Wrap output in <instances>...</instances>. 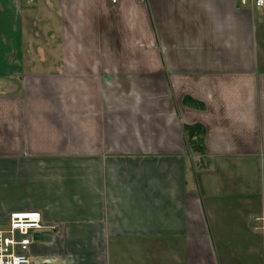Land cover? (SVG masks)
<instances>
[{
    "label": "crops",
    "instance_id": "1",
    "mask_svg": "<svg viewBox=\"0 0 264 264\" xmlns=\"http://www.w3.org/2000/svg\"><path fill=\"white\" fill-rule=\"evenodd\" d=\"M15 211L42 264H264V6L0 0V228Z\"/></svg>",
    "mask_w": 264,
    "mask_h": 264
},
{
    "label": "built area",
    "instance_id": "2",
    "mask_svg": "<svg viewBox=\"0 0 264 264\" xmlns=\"http://www.w3.org/2000/svg\"><path fill=\"white\" fill-rule=\"evenodd\" d=\"M245 5L247 0H240ZM255 7H263L264 0H252ZM42 228L37 211H15L8 215L7 225L0 228V264H42L29 254L33 234ZM34 258V259H33Z\"/></svg>",
    "mask_w": 264,
    "mask_h": 264
},
{
    "label": "trees",
    "instance_id": "3",
    "mask_svg": "<svg viewBox=\"0 0 264 264\" xmlns=\"http://www.w3.org/2000/svg\"><path fill=\"white\" fill-rule=\"evenodd\" d=\"M203 128L200 125L184 127V136L187 148L190 153L195 156L196 165L198 169L205 168L204 162L208 161L205 156V149L203 145Z\"/></svg>",
    "mask_w": 264,
    "mask_h": 264
},
{
    "label": "water",
    "instance_id": "4",
    "mask_svg": "<svg viewBox=\"0 0 264 264\" xmlns=\"http://www.w3.org/2000/svg\"><path fill=\"white\" fill-rule=\"evenodd\" d=\"M33 240H38V239H41V240H48L49 239V233L47 232H36L33 234L32 236Z\"/></svg>",
    "mask_w": 264,
    "mask_h": 264
},
{
    "label": "rangeland",
    "instance_id": "5",
    "mask_svg": "<svg viewBox=\"0 0 264 264\" xmlns=\"http://www.w3.org/2000/svg\"><path fill=\"white\" fill-rule=\"evenodd\" d=\"M6 225H7V223H6ZM1 228H3V227H1Z\"/></svg>",
    "mask_w": 264,
    "mask_h": 264
}]
</instances>
